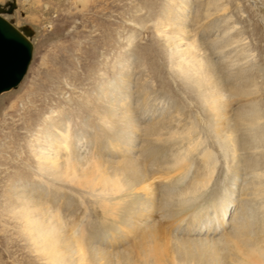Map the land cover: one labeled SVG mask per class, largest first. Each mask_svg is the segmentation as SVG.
Here are the masks:
<instances>
[{
    "label": "bare ground",
    "instance_id": "1",
    "mask_svg": "<svg viewBox=\"0 0 264 264\" xmlns=\"http://www.w3.org/2000/svg\"><path fill=\"white\" fill-rule=\"evenodd\" d=\"M181 3L182 10L166 7L165 26L159 21L164 29L157 26L165 35L170 30L173 69L206 107L203 117L209 119L203 118L201 130L200 120L189 121L181 110L176 111L179 119L172 117L176 107L169 106L168 95L135 86L126 75L128 79L104 85L99 92L103 138L92 141L84 133L74 138L67 123L44 133L47 145L39 147L36 156L49 192L41 186L21 185L9 213L20 221L48 264H163L167 259L168 264H178L193 255L200 264H264V218L260 217L264 213H260L264 171L259 172L264 170V158L242 156L264 150V117L249 106L235 117L228 116L232 104L228 95L249 92H233L223 81L214 84L212 66L200 57L198 40L189 36L190 6ZM133 40L128 39L129 46ZM225 44L224 48L231 46L228 41ZM93 144L100 145L98 152ZM221 158L230 169L231 180L225 189H212ZM174 173L175 181L160 190L155 186L158 175ZM66 183L88 194L100 208L103 224L111 222V227L102 225L97 227L99 233L87 235L84 221L70 219L57 205L48 203L53 198L59 207L74 204L59 193V186L61 190ZM55 185L58 191L50 196L49 187ZM217 192L222 194L213 197ZM207 197L211 205L203 208ZM252 203L262 207L255 210ZM157 215L165 220L181 216L177 230L187 236L177 235L175 243L170 241L177 259L171 257L168 245L159 243ZM140 222L144 227H139ZM139 230L143 234L135 238L140 242L126 246L129 236L139 235Z\"/></svg>",
    "mask_w": 264,
    "mask_h": 264
},
{
    "label": "rangeland",
    "instance_id": "2",
    "mask_svg": "<svg viewBox=\"0 0 264 264\" xmlns=\"http://www.w3.org/2000/svg\"><path fill=\"white\" fill-rule=\"evenodd\" d=\"M9 1L0 0V4ZM182 1L190 6L189 36L198 40L202 49L200 57L212 66L214 84H223V81L233 92H249L235 97L228 95L232 102L228 116L235 117L249 106L264 117V0H16L17 9L5 15L16 27L29 26L33 30L34 51L20 85L0 96V264H48L9 210L21 185L41 186L49 192L47 176L41 171L36 156L39 147L47 145L44 133L55 132L59 125L67 123L73 137L84 133L92 141L103 138L99 92L104 85L130 76L135 86L168 95L169 106L176 107L172 117L179 119L176 111L181 110L189 121L200 120L197 126L203 129L206 107L173 69L170 30L168 35L161 33L165 26V8L181 9ZM161 19L164 26L159 24ZM214 24L218 26L217 32L213 31ZM130 37H134L131 46ZM227 41L231 46L224 48ZM126 61H129L127 68ZM95 146L98 152L100 145ZM243 155L264 158V150L259 148ZM229 170L221 158L212 189H225L229 185ZM175 178L176 173L166 177L158 175L155 186L163 189ZM64 186L61 190L59 186V193L72 199L71 207H59L53 198L47 202L57 205L70 219L84 221L87 235L96 230L99 233L102 225L111 227V222L103 224L101 210L88 194L74 185ZM49 189L50 196L58 191L56 185ZM218 194L222 192L213 197ZM207 200L203 208L211 205V198ZM252 205L255 210L262 207ZM260 210L262 213L264 208ZM180 217L165 220L157 215L159 243L168 245L171 251L167 250L175 258L178 254L174 239L187 236L177 230L181 227ZM260 217L264 218V213ZM139 227H144L141 222ZM141 231L139 235L135 232L129 236L131 241L126 246L137 245ZM97 238L103 239L102 235ZM167 260L163 264H168ZM178 261V264H200L194 255Z\"/></svg>",
    "mask_w": 264,
    "mask_h": 264
},
{
    "label": "water",
    "instance_id": "3",
    "mask_svg": "<svg viewBox=\"0 0 264 264\" xmlns=\"http://www.w3.org/2000/svg\"><path fill=\"white\" fill-rule=\"evenodd\" d=\"M17 9L16 0L0 4V96L16 89L26 76L33 59L34 32L29 26L16 27L3 15Z\"/></svg>",
    "mask_w": 264,
    "mask_h": 264
},
{
    "label": "flooded vegetation",
    "instance_id": "4",
    "mask_svg": "<svg viewBox=\"0 0 264 264\" xmlns=\"http://www.w3.org/2000/svg\"><path fill=\"white\" fill-rule=\"evenodd\" d=\"M2 5V4H1ZM6 5V4H5ZM5 5H2L3 7L5 6ZM3 17H5V15H3ZM6 18V17H5ZM8 19V18H7ZM9 20V19H8Z\"/></svg>",
    "mask_w": 264,
    "mask_h": 264
}]
</instances>
